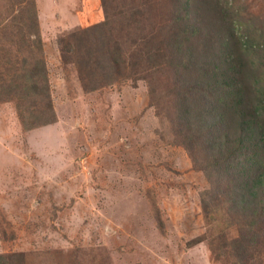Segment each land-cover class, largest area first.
<instances>
[{
    "label": "rangeland",
    "instance_id": "rangeland-1",
    "mask_svg": "<svg viewBox=\"0 0 264 264\" xmlns=\"http://www.w3.org/2000/svg\"><path fill=\"white\" fill-rule=\"evenodd\" d=\"M219 1L255 28L249 40L264 29V0ZM35 5L56 120L24 132L13 103H0V254L24 264H220L204 240L207 179L158 133L145 84L84 92L60 60L59 37L103 21L100 0Z\"/></svg>",
    "mask_w": 264,
    "mask_h": 264
},
{
    "label": "trees",
    "instance_id": "trees-1",
    "mask_svg": "<svg viewBox=\"0 0 264 264\" xmlns=\"http://www.w3.org/2000/svg\"><path fill=\"white\" fill-rule=\"evenodd\" d=\"M100 3L102 22L58 38L62 64L73 65L84 92L145 84L158 133L207 179L211 256L264 264L263 27L249 40L255 28L219 0ZM50 91L35 0H0V103H13L28 132L55 122ZM0 264L23 256L0 254Z\"/></svg>",
    "mask_w": 264,
    "mask_h": 264
}]
</instances>
